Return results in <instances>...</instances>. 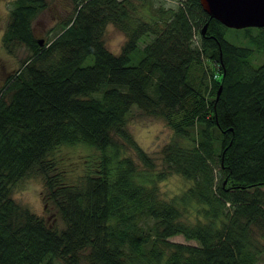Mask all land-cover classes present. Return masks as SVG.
Masks as SVG:
<instances>
[{"label":"trees","instance_id":"16d2710c","mask_svg":"<svg viewBox=\"0 0 264 264\" xmlns=\"http://www.w3.org/2000/svg\"><path fill=\"white\" fill-rule=\"evenodd\" d=\"M69 1L47 40L33 24L49 0H13L9 10L3 45L29 55L0 93V264H257L264 61L254 66V49L228 38L199 0ZM110 23L126 36L118 55L104 44ZM252 29L245 38L264 51V28ZM145 35L153 40L140 48ZM203 56L213 65L201 67ZM196 68L209 86L191 76ZM134 106L172 127L160 170L125 128ZM68 146L92 152L67 170ZM172 174L191 184L167 197L160 183ZM29 178L44 181L61 231L13 199Z\"/></svg>","mask_w":264,"mask_h":264},{"label":"rangeland","instance_id":"374dc122","mask_svg":"<svg viewBox=\"0 0 264 264\" xmlns=\"http://www.w3.org/2000/svg\"><path fill=\"white\" fill-rule=\"evenodd\" d=\"M13 0H0V93L1 89L6 83L7 78L15 73L20 67L21 61L29 55L28 50L20 46L15 52L10 53L3 45V34L8 22V14L11 9ZM177 0H166L167 5H176ZM72 11V3L69 0H49V5L44 12H42L34 21L33 28L38 39L47 40L57 32L51 30L57 28L58 22L66 18L68 13ZM253 34L257 33V29H252ZM252 34V35H253ZM228 38L231 40L248 45L254 49L252 56V63L254 66L260 65L264 61V51H259L253 42L245 38L244 29L237 30L231 29L227 32ZM104 44L108 50L118 55L122 51L125 44L126 36L124 32L118 29L114 24L110 23L106 26L103 36ZM153 40L152 35H145L139 41L140 48ZM195 44L199 45V34H196ZM43 43V42H42ZM213 65L210 60L203 56L201 67L207 68V65ZM203 69L191 72V76L197 83L203 86H209V75L202 74ZM125 128L131 133L133 138L154 158L157 164L156 168L160 170L161 164V150L167 144L172 136L173 130L169 124L168 118L165 116L154 113L148 114L137 106H134L129 111L126 119ZM128 149V148H126ZM92 150L84 146L65 147L61 150L60 154L63 157L65 169L69 170L75 165L76 160H83ZM79 171H74V176ZM72 174V177H74ZM190 182L183 177L172 174L165 181L160 183L162 191L167 197L178 194L190 186ZM13 199L19 204L29 208L33 213L43 218L47 225L61 231L65 228V224L59 214L55 205L48 199L47 191L44 181L41 178H29L19 183L12 192ZM170 241L196 245L195 240H186L183 235H176L169 238ZM62 264V261H57ZM81 264H88L84 259ZM257 264H264V252L259 257Z\"/></svg>","mask_w":264,"mask_h":264},{"label":"water","instance_id":"95a60500","mask_svg":"<svg viewBox=\"0 0 264 264\" xmlns=\"http://www.w3.org/2000/svg\"><path fill=\"white\" fill-rule=\"evenodd\" d=\"M203 10L225 27L241 30L245 28H264V0H199ZM205 24L202 35L207 30ZM42 43V42H40ZM222 59V57H221ZM222 85L217 96L220 95Z\"/></svg>","mask_w":264,"mask_h":264}]
</instances>
